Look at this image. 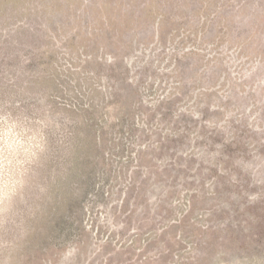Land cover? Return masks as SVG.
Wrapping results in <instances>:
<instances>
[{"label":"rangeland","instance_id":"374dc122","mask_svg":"<svg viewBox=\"0 0 264 264\" xmlns=\"http://www.w3.org/2000/svg\"><path fill=\"white\" fill-rule=\"evenodd\" d=\"M0 264H264V0H0Z\"/></svg>","mask_w":264,"mask_h":264}]
</instances>
